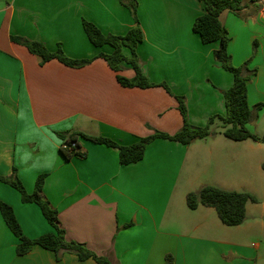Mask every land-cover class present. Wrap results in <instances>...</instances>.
Masks as SVG:
<instances>
[{"label": "crops", "instance_id": "obj_1", "mask_svg": "<svg viewBox=\"0 0 264 264\" xmlns=\"http://www.w3.org/2000/svg\"><path fill=\"white\" fill-rule=\"evenodd\" d=\"M137 2L138 22L120 0H0V176L18 178L32 193L37 178L46 174L43 196L58 211L66 238L115 264H165L167 255L174 264H264L262 243L238 244L231 229L236 226L223 224L214 208L192 210L186 202L189 193L203 186L236 191L237 180H247L255 166L260 184L249 192L259 202H248L245 222L250 220V228L264 235L263 143L230 140L221 128L190 145L156 139L141 161L128 165L120 163L118 148L82 137V156L67 159L61 152L64 140L75 132L128 146L155 132L173 135L184 124L178 101L165 88L119 84L117 73L98 57L113 48L94 46L84 21L117 36L139 25L144 34L137 48L142 71L185 99L192 125L202 127L209 116L226 114L223 93L234 77L214 58L218 44H203L193 32L204 3ZM243 5L239 14L224 11L221 21L230 36L233 65L250 61L257 71L248 81V101L262 108L247 128L261 137L264 0L258 12L251 0ZM16 37L41 42L51 52L61 47L71 59L92 61L83 67L58 60L41 65V58ZM121 75L131 79L135 72L125 65ZM0 203L12 207L25 237L34 240L54 232L38 205L24 203L17 189L1 181ZM19 241L0 210V264H97L73 253L58 259L39 245L19 256Z\"/></svg>", "mask_w": 264, "mask_h": 264}, {"label": "trees", "instance_id": "obj_2", "mask_svg": "<svg viewBox=\"0 0 264 264\" xmlns=\"http://www.w3.org/2000/svg\"><path fill=\"white\" fill-rule=\"evenodd\" d=\"M205 5V12L198 16L193 24V32L196 33L203 44L217 43L218 49L214 52V58L221 63L222 67L230 72L234 77L233 86L223 93L226 107L224 116H214L208 120L205 126H194L187 120V106L185 99L172 93L166 83L156 84L142 71L137 55L138 45L143 42L144 34L139 25L131 29L126 35H105L93 23L84 21V30L90 42L96 47L109 45L113 48L111 54L101 53L98 57L103 58L110 68L117 73L119 84L127 88H152L163 87L168 93L178 101L179 110L183 117V127L177 133L170 135L162 132H155L153 135L144 137L135 144L128 146L118 145L116 142L103 137H93L84 133L75 132L64 140L67 143L77 142L79 137L90 140L96 144H105L110 147L118 148L120 163L128 165L141 161L149 144L156 139H167L178 142L183 145H190L196 140L205 139L211 136V125L214 123L215 117L220 118L223 122L224 136L233 141L252 140L264 144V134L259 137L252 133L247 125L254 122L258 118V112L262 105L258 104L251 107L248 101V81L250 77L257 71L251 69L250 61L236 67L232 63L231 56L228 53V45L230 36L221 21V15L224 11H230L239 14L243 9L245 0H199ZM253 12L260 9L261 0H251ZM121 4L127 7L133 14L136 22L138 2L137 0H120ZM138 24V23H137ZM16 42H21L28 50L41 58V65L51 61L58 60L69 67H83L92 60H76L67 57L64 51L58 48L57 51L51 52L45 44L36 41H26L22 38H14ZM126 51L129 55H126ZM125 65L134 70L135 76L127 78L121 75ZM62 154L70 159L73 156H82L81 154H73L62 151ZM46 174L40 175L35 183L32 193H28L23 183L16 177L0 176V181L17 189L22 196L24 203H34L38 205L49 224L54 228V232L43 235L37 239H29L24 236L22 229L16 219L12 207L5 203H0L2 216L11 229V231L19 238L16 252L19 256L28 254L35 245H39L47 250L57 254L58 259L64 253H73L80 260L94 259L97 264H115L110 258L104 255H97L89 250L85 245L69 241L66 238V231L62 228L59 220V213L53 209L50 203L43 196ZM187 205L190 209L195 210L199 206L214 208L222 221L227 226H239L246 220V207L248 202L257 204L259 200L256 196L248 192L227 191L215 186H203L195 192H191L186 198ZM165 264H174L172 255H167Z\"/></svg>", "mask_w": 264, "mask_h": 264}, {"label": "rangeland", "instance_id": "obj_3", "mask_svg": "<svg viewBox=\"0 0 264 264\" xmlns=\"http://www.w3.org/2000/svg\"><path fill=\"white\" fill-rule=\"evenodd\" d=\"M219 113L216 115L209 116L208 119H206L204 126L208 123V120L211 117L218 116ZM223 128V122H221L220 118L215 117L214 123L211 125L210 130L212 133L216 132L217 130H220ZM260 130V129H259ZM261 132V131H260ZM259 172H257L256 167L254 166L248 175L247 180H237L236 185L233 187L235 188L237 192H249V189L257 188L260 184V176ZM239 176H237L238 178ZM251 193V192H249ZM250 220L248 222H245L244 224L236 227H232V235L235 237L236 242L238 244L245 246V247H252L256 245L257 243H262L264 247V235H259V233L255 232L250 228Z\"/></svg>", "mask_w": 264, "mask_h": 264}, {"label": "built area", "instance_id": "obj_4", "mask_svg": "<svg viewBox=\"0 0 264 264\" xmlns=\"http://www.w3.org/2000/svg\"><path fill=\"white\" fill-rule=\"evenodd\" d=\"M61 150L73 154H81V149L77 142L67 143L66 141H64L61 145Z\"/></svg>", "mask_w": 264, "mask_h": 264}]
</instances>
